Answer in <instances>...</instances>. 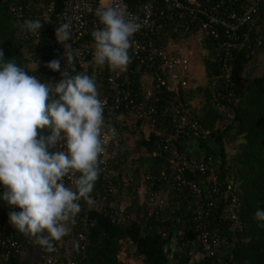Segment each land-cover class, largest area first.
I'll list each match as a JSON object with an SVG mask.
<instances>
[{
    "label": "built area",
    "instance_id": "obj_1",
    "mask_svg": "<svg viewBox=\"0 0 264 264\" xmlns=\"http://www.w3.org/2000/svg\"><path fill=\"white\" fill-rule=\"evenodd\" d=\"M100 4L101 0H65L57 13L54 0L43 8L32 2L12 4L13 23L22 41L38 45L48 42L53 46L54 59L60 61V71L54 72L48 67L41 70L42 59L32 55L28 57V67L21 68L35 75L42 83L51 85L59 83L64 78L61 73L65 71L73 76L79 68L87 70L94 53V46L89 42L93 39L91 33L102 27L95 15V9ZM110 4L138 17L141 27L132 37L133 46L129 50L131 63L126 70H110L107 75L99 73V82L106 88L100 96L104 101L103 133L108 134L110 139L100 157L101 171L90 194V201H79L81 211L76 217L81 219V230L64 236L60 241H53V251L45 248L40 252V245L35 243L34 238L20 233L9 222V212H19L20 209L10 208L0 199V264H32L18 259L22 255L29 256L32 248L36 249V255L43 258L44 264H82L91 245V225L86 220L91 210L104 213L118 227L130 222V206L125 196L120 200H110V197H119V188L114 179V149L120 139L119 126L128 124L131 118L143 120L151 127V133L155 134L153 156L167 159L164 170L141 175L142 185L133 191L132 197L146 202L150 216L159 223L156 226L157 234L165 240L169 238L167 225L181 211L182 205L193 208L194 238L190 243L194 259L223 256L224 263L228 264L225 256L236 238L232 233L222 235L210 226L219 208L225 205L227 213L224 219L242 230L238 220L241 208L239 190L232 176L222 177L221 161L207 155L200 147L201 141L209 140L210 130L185 111L181 91L187 89L186 75L191 67L190 59L182 54H171L157 44L156 39L165 30L181 36L190 32L195 23L202 37L210 40L214 59L220 68V73L212 79V86L216 89L229 86L233 77L234 51L239 48L243 38L250 35L251 28L257 25L261 0H215L208 4L199 0H146L133 5L128 0H110ZM29 19L41 21L43 26L39 35L25 30L24 21ZM69 21L73 39L65 43L71 45L76 57L70 64L65 58L63 44L58 43L55 37L56 27ZM256 34V41L261 45L264 37L258 30ZM133 63L137 65L142 78L137 89L134 87L136 69L132 67ZM163 89L171 93V102L176 105L166 107L159 115L156 96ZM109 129L115 130V136H111ZM180 139L183 140L181 143ZM192 143L201 149L199 155L190 148ZM110 145L113 147L111 151L108 150ZM182 145H185L186 151L182 150ZM72 179L65 177L63 183L75 190ZM134 182L135 177L126 181L131 186ZM162 182L170 185L171 189L156 190L155 186ZM4 191L0 185V196ZM77 241L78 249L75 247ZM179 247L173 238L168 252L178 251Z\"/></svg>",
    "mask_w": 264,
    "mask_h": 264
},
{
    "label": "trees",
    "instance_id": "obj_2",
    "mask_svg": "<svg viewBox=\"0 0 264 264\" xmlns=\"http://www.w3.org/2000/svg\"><path fill=\"white\" fill-rule=\"evenodd\" d=\"M19 1L37 3L43 8L51 0H0V50H3L5 59L14 60L20 67H28L29 56L41 58L42 63L39 69L42 70L54 59V49L48 42L41 45L34 42L25 43L19 37L11 14L12 4ZM54 1L56 13L60 12L65 0ZM128 1L133 5L137 1L146 0ZM199 1L208 4L215 0ZM257 30L264 37V0H261V13L257 25L251 28L250 35L243 38L239 48L234 51L233 77L230 85H223V88L216 90L212 88V79L220 73V68L214 59L210 40L204 39L202 44L208 52L204 64L209 81L207 87H199L205 95L203 109L188 106L186 103L187 98L189 100L192 98L194 90L189 94L181 91L185 111L198 119L204 128L210 130L209 140L200 142L201 149H204L207 155H213L221 160L222 177L232 176L239 190L241 208L238 212V220L242 230L224 219L227 213L225 205L219 208L210 226L212 230H218L222 235L232 233L236 238L225 256L228 264H264V221L254 219L257 210H264V74L255 76L252 71L247 70L255 52L264 50V40L261 45L256 41ZM196 32H198V26L193 23L191 31L183 35L188 36ZM165 35L179 38L178 35L165 30L156 39L157 44L163 47H165L163 41ZM89 42L94 46L93 39ZM132 67L136 69L133 80L134 87L137 89L142 80L141 72L134 63ZM109 71L107 65L98 66L93 60H89L88 69L79 68L77 74L84 73L95 79L100 98L106 88L99 82V73L107 75ZM170 95L171 93H168L166 89L157 94L159 115L166 107L176 105L171 102ZM221 106L231 110L233 118L229 124L217 126V121L225 119L220 110ZM200 111H203V117L199 116ZM136 126L140 128L141 133L136 150L143 152L134 159L124 144L122 147L115 148L117 155L114 179L119 188V197H110V200H120L124 196L132 198L129 203L130 222L124 227H118L112 224L104 213L91 210L86 216V220L91 225L89 226L91 245L88 248L87 258L82 264H133L132 260L126 263L123 259V256L133 255L132 259L138 258L142 264H225L223 256L194 259L191 251L195 225L193 208L186 204L182 205L181 211L174 215L173 220L167 225L169 238L165 240L157 234L156 226L159 223L150 216L146 202L138 197H132L133 191L142 185L140 180L142 174L157 173L167 166L165 157L153 156L155 134L152 132L149 137L144 134L143 120H136ZM119 129H126V127L119 126ZM182 141L180 139L179 143ZM231 144L234 146L233 151L228 150V145ZM182 150H187L185 145H182ZM129 163L132 164V168L127 169L126 165ZM131 177H135L132 186L126 183ZM170 187L166 182H162L157 184L155 189L169 191ZM75 220L74 225H69V234L66 236L81 230V219L76 217ZM173 238L177 240L180 247L178 251L169 253L168 249ZM44 249L45 247L40 246L38 250L43 252ZM36 253V249L32 248L29 256L22 255L18 259L32 262V264H44L43 258Z\"/></svg>",
    "mask_w": 264,
    "mask_h": 264
},
{
    "label": "clouds",
    "instance_id": "obj_3",
    "mask_svg": "<svg viewBox=\"0 0 264 264\" xmlns=\"http://www.w3.org/2000/svg\"><path fill=\"white\" fill-rule=\"evenodd\" d=\"M95 15L102 27L91 33L94 63L126 70L139 18L105 0ZM42 26L39 19L24 21L25 30L35 35ZM71 28L69 21L55 30L68 64L76 58L65 43L73 39ZM46 67L60 71V61L54 59ZM61 75L55 85L42 83L0 50V185L5 189L0 199L20 209L9 212L11 225L48 251L54 250L53 241L69 234L81 211L79 201H90L110 139L103 133L104 101L95 79L84 73ZM109 131L115 136L114 129ZM65 177L73 178L75 190L63 183ZM254 219L264 221V210H257Z\"/></svg>",
    "mask_w": 264,
    "mask_h": 264
},
{
    "label": "rangeland",
    "instance_id": "obj_4",
    "mask_svg": "<svg viewBox=\"0 0 264 264\" xmlns=\"http://www.w3.org/2000/svg\"><path fill=\"white\" fill-rule=\"evenodd\" d=\"M107 4H110V0H105ZM202 35L200 33H191L188 36L181 35L179 36V43L178 47L185 48L186 51L183 49L181 51H178L179 54L186 53V56L188 55L191 57L192 62L195 64L191 65L190 70L188 74L186 75L187 78V89L185 90V93L189 94L194 90L192 98L189 100L187 98L186 103L188 106L191 107H197L198 109H203V106H205V95L203 91L199 90V87L205 88L208 85V78L206 71L203 66V61H205V56L207 55V49L205 46H201L203 43L204 38L202 39ZM175 46V45H174ZM201 46V48H200ZM167 50H171V47L166 45ZM203 60V61H202ZM248 71H252V74L255 76L264 74V50H259L255 52L254 58L251 60L249 67L247 69ZM214 90V88L212 86ZM191 95V94H190ZM221 113L224 114V121L219 120L217 121V126L226 125L229 124L233 118V114L231 110H226L222 106L220 108ZM199 116L203 117L204 113L203 111H200ZM126 127V129L120 130V139L118 141V144L116 147H122L123 144L128 148V151L130 153L131 157L137 158L142 154V150H136L138 146V141L141 138L140 128L136 126V121L131 118L127 123L123 124L121 127ZM115 147V148H116ZM233 145H228V150L233 151ZM113 147L110 145L108 147V150L111 151ZM115 153V159H116V151L114 149ZM194 153L196 155L200 154V150H197L194 148ZM221 161L220 159H218ZM127 169L132 168V164L126 165ZM126 202L129 204L131 202L130 196H125ZM134 256V255H133ZM133 256H123V259H125L126 263H130L131 260L133 261V264H142V262L138 258H133Z\"/></svg>",
    "mask_w": 264,
    "mask_h": 264
},
{
    "label": "crops",
    "instance_id": "obj_5",
    "mask_svg": "<svg viewBox=\"0 0 264 264\" xmlns=\"http://www.w3.org/2000/svg\"><path fill=\"white\" fill-rule=\"evenodd\" d=\"M197 33H200V32H197ZM203 39V38H202ZM205 39V38H204ZM163 41H164V45H165V47H166V45H168V46H170L171 47V50L169 51V50H167L168 52H170L171 54H179L178 53V51H181L182 49L184 50L185 48H182V47H178V41H179V38H172V37H170V35H165V36H163ZM204 41V40H203ZM175 45V46H174ZM201 46H204V44H201ZM201 46H200V48H201ZM167 49V48H166ZM184 51H186V49L184 50ZM187 53V52H186ZM186 53L184 52V54H182V55H184V56H186ZM187 57L190 59V62H191V65H193V64H195L196 63V61L193 63L192 62V59H191V57H189L188 55H187ZM206 57V56H205ZM203 61V60H202ZM203 63H204V61H203ZM203 66H204V69H205V64H203ZM147 125L145 124V126H144V128L146 127ZM190 148L194 151V148H196L197 150H200V153H201V149L199 148V146L196 144V143H192L191 145H190Z\"/></svg>",
    "mask_w": 264,
    "mask_h": 264
},
{
    "label": "water",
    "instance_id": "obj_6",
    "mask_svg": "<svg viewBox=\"0 0 264 264\" xmlns=\"http://www.w3.org/2000/svg\"><path fill=\"white\" fill-rule=\"evenodd\" d=\"M144 134L149 137L151 135V127L149 125H147L145 128H144Z\"/></svg>",
    "mask_w": 264,
    "mask_h": 264
}]
</instances>
